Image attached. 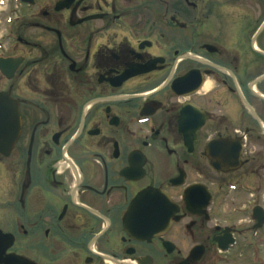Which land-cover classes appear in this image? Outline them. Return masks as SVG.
Masks as SVG:
<instances>
[{
	"label": "flooded vegetation",
	"instance_id": "flooded-vegetation-1",
	"mask_svg": "<svg viewBox=\"0 0 264 264\" xmlns=\"http://www.w3.org/2000/svg\"><path fill=\"white\" fill-rule=\"evenodd\" d=\"M1 60L0 264H262L264 0H0Z\"/></svg>",
	"mask_w": 264,
	"mask_h": 264
},
{
	"label": "water",
	"instance_id": "water-1",
	"mask_svg": "<svg viewBox=\"0 0 264 264\" xmlns=\"http://www.w3.org/2000/svg\"><path fill=\"white\" fill-rule=\"evenodd\" d=\"M6 67L0 61V69ZM3 71V70H2ZM7 75V74H6ZM21 128L19 108L6 92H0V153L7 155L14 146ZM5 247V246H4ZM4 249V248H3Z\"/></svg>",
	"mask_w": 264,
	"mask_h": 264
},
{
	"label": "rangeland",
	"instance_id": "rangeland-1",
	"mask_svg": "<svg viewBox=\"0 0 264 264\" xmlns=\"http://www.w3.org/2000/svg\"><path fill=\"white\" fill-rule=\"evenodd\" d=\"M264 233V231H263ZM261 235V233H260ZM260 255H262V264H264V249L261 251ZM255 264H261V262H258V260L255 261Z\"/></svg>",
	"mask_w": 264,
	"mask_h": 264
}]
</instances>
